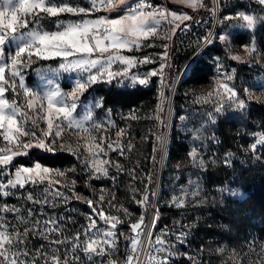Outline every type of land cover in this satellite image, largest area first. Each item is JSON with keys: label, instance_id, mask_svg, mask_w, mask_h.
I'll list each match as a JSON object with an SVG mask.
<instances>
[{"label": "rangeland", "instance_id": "obj_1", "mask_svg": "<svg viewBox=\"0 0 264 264\" xmlns=\"http://www.w3.org/2000/svg\"><path fill=\"white\" fill-rule=\"evenodd\" d=\"M132 1L134 0H130V3ZM18 2L19 0H11L9 4L8 0H0V10H3L6 6L11 8ZM154 2L160 3L161 6L159 8L167 9L169 19H171L170 13L173 11L177 12V14H187L192 17L190 21L183 22L181 28L184 25L191 26L194 20L202 21L203 19L202 26L204 28L201 30L202 34L199 40H189V43L193 46L191 55L182 64L171 83L168 84L167 80V68L169 67L164 68L162 76H154L157 78L158 102L155 110L149 115L146 114V111L140 109L131 108L124 110L105 107L102 104L101 96L95 93V89L102 85L117 84L122 86L124 83L136 84L137 82L132 81L130 76L116 77L112 81H107L106 79L98 81L91 84L80 94L77 101V109L73 111V118L81 123V127L69 126L67 121H63L61 136L57 137L55 143L58 149L61 148V145H66L74 150L73 152L61 151L72 154L80 161L81 172L87 185L91 188L94 198L78 191L74 178L75 172L70 171L73 169L72 166L53 168L41 163L45 167L64 171L66 175L64 177L49 175L44 182L28 183L23 188L19 186L15 189L10 186L7 188L0 187V209L10 207L18 210L0 212V216L3 217V220H0V225H3L0 227V231H5L6 229V234L13 238L11 245L6 244L3 249H0V251L4 252V255L0 256V261L7 262L9 256L18 252L27 241L66 239L74 245L77 244L76 235L79 232V243L84 245L86 240L84 229L89 223L87 218L93 216L92 209L84 202L85 199L96 202L97 212H103L108 217L115 216L122 223L115 230L116 249L114 251L106 249L103 256L93 255L90 260L88 255L82 250V247H78L76 248L75 257H79V259L74 258L73 260L76 264H101L107 254L118 253L124 236L131 232L130 225L138 222L142 215L144 216V224H148L152 218L157 216L161 206L172 208L179 214L178 217L170 219L174 235L169 249H172L174 254L182 257L183 255L186 257L191 256V254L195 256V254L188 251V242L190 239H194L192 230L200 224L215 220L212 215L213 210H216L218 206H224L228 199H242L245 196L241 189L232 186L230 183L207 186L204 176L209 162L212 164V162L216 161V157L212 158L209 154L212 150V145L215 143L214 141L217 139L218 121L235 120L241 123L249 108L247 100L264 103V88H262L264 86V48L259 43L257 34L260 26L264 23V5H261L257 0H225L224 4L220 0H209V12L207 15H202L201 11L206 8L207 0H201L205 7L197 10L188 8L186 5L174 3L173 0H154ZM53 3L57 5L68 3L71 6L88 9L85 0H58V2L54 1ZM126 8L127 5L122 6L110 14L103 9L78 15L63 13L58 17H49L47 14L42 13L40 25L43 30L55 31L57 30V20L68 22L81 19H97L101 16L117 18L126 14ZM238 13L253 15L257 18L253 29H247L246 26L242 25L245 22L237 15ZM225 16H232L233 19L224 22L223 18ZM174 26L169 24L167 20L162 21L157 26L156 35L142 41L140 48L121 50V55L133 58L145 52H150L153 55L151 60L148 59L150 61L148 64H137L134 68H130V75H137L143 78L148 72L159 69L161 63L170 65L173 44L180 45L181 33L185 34V31L181 29H177L176 33L173 34L171 29ZM34 27V25H29L30 29ZM220 34L228 35L229 40L227 43L219 41L218 36ZM210 35L215 42L205 43V37ZM238 35L245 38V41L238 42L236 38ZM186 40L182 42H186ZM165 44L168 45L169 52L167 61L162 60ZM4 48L5 62L10 63L9 55L14 54L16 40L10 38ZM213 48L220 52H216ZM246 48L253 49V51L248 52ZM206 52L212 53L213 74L206 83L189 85L183 88L180 114L177 115L175 106L177 87L188 75L194 58L204 56ZM235 55L241 56V61L233 60L232 57ZM98 56L99 53H93V58ZM34 61L29 67L22 70L26 86L30 89V94L35 93L42 97L46 91L55 88H59L66 93L71 91L78 79L82 81L87 79L88 74L82 72V70L64 71L60 69L59 64L62 62V58H51L48 60H35L34 58ZM234 63L239 64L241 71L238 72L236 70L237 67ZM43 69H49V71L45 72ZM112 70L122 71L123 66L117 62L112 65ZM5 75L6 79H8L10 72L6 70ZM228 75L233 77L231 81L227 80ZM18 79L15 90L11 88V80H9V86L6 88L4 98L19 110L17 113L18 122H23L26 127L31 128L33 126L32 120L35 119L39 125L36 129L37 132L41 128L46 130V121L41 118L43 111L40 110V101H37L35 110L29 109L27 104L30 97L24 95L23 90L19 89ZM220 83H229V86L235 88L239 98L245 102L243 110L237 109L235 103H226L223 113L215 114V107L219 106L220 103L217 93L223 91L218 86ZM161 92H164L163 98L160 95ZM97 102H99V107H97ZM44 104L46 107V101H44ZM158 105L163 108L162 112L157 111ZM6 111L10 112L11 109H6ZM21 112L25 115L21 116ZM89 113H91V119H84ZM133 114L136 115V119H132ZM209 114L212 115L210 116ZM157 115L161 117L163 123L156 119ZM181 116L186 117V119L181 121ZM213 119L215 123L212 122ZM174 121H176L175 130L178 138L186 142L188 153L193 147L197 149V162L194 163L192 157L188 155V160L183 163H176L167 172L166 179L163 181L162 175L171 145L170 131ZM97 124L101 125L99 129L95 127ZM121 129L124 130V133L118 136L117 134ZM161 134L166 135L168 142L165 151H159V161L155 166L156 151L154 149H158L156 136ZM197 134L200 136L199 140L194 139ZM249 136L254 137V141L249 146V149L253 150L252 145L264 136V132L256 130L250 132ZM90 137L95 139H90ZM28 139L30 137L25 138L23 142H28ZM109 143L113 145V149L117 150L109 149L107 146ZM118 144L119 148H117ZM149 144L152 148L151 152L147 153ZM89 145L92 146L93 151L96 150V145H99L104 151L93 157L92 152L89 151ZM7 147L15 148L14 145H8L3 140V137L0 136V148ZM104 153H107V155ZM143 157L144 159L141 160ZM217 157V159L220 158L217 160L218 162L226 164L225 158L227 157L230 161L231 154L224 153ZM16 158L7 168L0 166V185H7L9 179H15L16 168L21 166L32 167L38 162L32 161L29 165L17 164L15 163ZM92 159L110 161L107 166L109 171L107 177L95 179L92 176L91 168H86L81 163V161H90ZM201 159L204 161V167L199 166L198 162ZM116 165H120V168L118 169ZM154 166L157 170V178L153 189H151V172ZM72 181H75V185L69 191L64 185H71ZM94 181H97L98 184ZM46 188L48 189L47 192L45 191ZM4 191L12 194L4 196ZM57 191L63 192L69 199L65 201L63 197H54V193ZM150 191L156 193V195L153 196L151 202L148 200L147 207L136 203L137 200L142 199L145 195L149 196ZM73 192L81 199H76L73 196ZM193 193L197 194L193 195ZM29 195L33 197L32 200L28 199ZM101 196L104 197L103 201L100 199ZM173 196L177 197L176 203L183 199L184 205L177 208L175 203H173ZM34 201H39V203ZM53 203H55V206H53ZM134 207L139 211L135 210ZM125 208L131 215H125L123 211ZM30 212L31 215H29ZM173 213L175 212L173 211ZM209 217L211 219H208ZM93 218L97 221L98 228L108 230L109 226L105 225L98 215L93 216ZM52 219L57 221L56 231H50L54 227L51 223ZM67 230H69L68 233L66 232ZM41 233L44 235H41ZM45 236H47V239L44 238ZM213 242L212 249L209 247L203 249L205 250L204 254L205 252H213L217 260L222 261L224 264H264V236H259L254 231H250L249 235L240 240L238 249H235V246H231V248L226 243Z\"/></svg>", "mask_w": 264, "mask_h": 264}, {"label": "snow or ice", "instance_id": "obj_2", "mask_svg": "<svg viewBox=\"0 0 264 264\" xmlns=\"http://www.w3.org/2000/svg\"><path fill=\"white\" fill-rule=\"evenodd\" d=\"M91 9H85L84 7L71 6L68 3L62 5H57L52 2V0H19V2L9 8L4 7L0 10V136L3 140L7 142L8 145H14L13 147L0 148V166L7 168L12 164L14 158L20 156H27L30 150H41L42 153H57L61 150H67L73 152L74 150L66 145H61V148L56 147V139L61 136V131L63 130V121H67L69 126L75 125L76 127H81V123L74 120L73 111L77 109V101L79 100L80 94H82L87 87L98 81L107 80L112 81L116 77L130 76L132 81L137 82L141 85L148 84L150 78L161 75L165 67H170L166 63H161L160 68L148 72L143 78L137 75H130L129 69L134 68L137 64H148L150 61L145 58L143 60H137L136 58L121 55V50L140 48L142 46V41L146 40L148 37L154 36L157 33V26L161 24L162 21L167 20L169 24L175 25L171 31L173 34L176 33L177 29L186 31L190 25H181L185 21H190L192 17L187 14H177L173 11L170 13L171 19H169V14L167 9L155 8L146 10V4L144 0H137L135 6H132L130 0H90ZM174 3L186 5L188 8L197 10L199 8L205 7L201 0H173ZM261 5H264V0H258ZM11 3V0H8ZM127 5L126 14L118 16L117 18H109V16H101L97 19H81L79 21H60L57 20V30L47 31L43 30L40 25L41 14H47L49 17H58L63 13H70L74 15L87 14L89 12H95L100 9L105 10L107 13L118 10L120 7ZM151 7V6H147ZM245 22L244 26L247 29H253L257 18L253 15H247L244 13L237 14ZM31 17V19H29ZM232 16H225L223 21L232 20ZM29 25H34V28H29ZM14 38L16 40V48L14 54L9 55L10 63L5 62V44L10 39ZM219 41L227 43L229 37L227 34H220L218 36ZM215 42L211 35L205 37V43ZM199 47V45H198ZM164 52L162 54V60L167 61L169 58L168 45H164ZM246 51L251 52L253 49L246 48ZM93 53H99L97 58H93ZM26 57V59H25ZM35 60L44 59L48 60L51 58H62V62L59 64V68L64 71L69 70H82V72L87 73V79L82 81L78 79L71 91L62 92L59 88H55L50 91H46L43 96H38L35 93L30 94V89L26 86L25 78L23 75V69L29 67ZM235 61H241V56L235 55L232 57ZM119 62L123 66L122 71H113L112 65ZM6 70L10 72V77L6 79ZM39 71V70H38ZM47 72L49 69H43ZM233 71H235L233 69ZM23 90L24 95L29 96L28 108L36 109L37 101H40V110L43 111V116L41 117L46 121L47 129L41 128L37 132V121L32 120V127H26L25 123L18 122L17 113L18 109L10 104L7 99L4 98V93L7 86H9V80H11V88L13 90L17 87ZM233 77L231 75L227 76V80L231 81ZM219 88L223 89L222 92L217 93L219 95V106L215 107V114H221L224 111V105L235 103L236 108L243 110L245 108V102L239 98L238 92L234 87L229 86V83H220ZM264 88V86H262ZM247 91V89H246ZM161 97H164V92H161ZM211 95V94H210ZM46 101V107L44 104ZM163 103V99H162ZM99 102H97V107H99ZM6 109H11L10 112ZM158 112H162L163 108L158 105ZM24 116V113H20ZM210 116L212 114H209ZM84 119H91V113H89ZM132 119H136V115L133 114ZM157 120L163 123V120L159 115L156 116ZM186 117L181 116L180 120L184 121ZM215 123V120H212ZM97 129L101 127L100 124L95 125ZM87 131V129H85ZM124 130L121 129L117 134L122 135ZM28 142H23L25 138H29ZM90 139H95L90 137ZM194 139L199 140V134L195 135ZM34 141V142H33ZM156 141L158 144V149L154 151H165L167 145V137L164 134L156 136ZM264 144V136L257 140L252 148H256L257 145ZM109 149H113V145L109 143ZM89 151L92 152L93 157L97 156L100 152H103V148L96 145V150L93 151L92 146L89 145ZM119 148V144L117 145ZM107 155V153H104ZM123 154V153H121ZM192 157L193 162L196 163V158L198 156L197 149L195 147L188 153ZM225 162L230 163L228 158H225ZM86 168L90 167L92 170V176L95 179H100L101 177H107L109 175L108 165L110 161L103 159H92L90 161H81ZM199 166L204 167V161L199 160ZM119 169L120 165H116ZM70 171H75L71 169ZM49 175H55L57 177H64L66 173L58 169H51L49 167L43 166L41 163L37 162L32 167H18L15 171V179H9L7 185H0V187L7 188L11 187L15 189L17 186L23 188L28 183H42L48 179ZM150 179V178H149ZM75 181H72L71 185H64L69 191L74 187ZM223 190V189H221ZM47 192L48 189L46 188ZM12 193L4 191V196H9ZM197 193H193L196 195ZM153 196L156 193H152ZM73 196L76 199H81L76 193L73 192ZM54 197H63L65 201L69 197L65 196L63 192L57 191L54 193ZM29 200H32L31 195L28 196ZM101 201L104 197L101 196ZM148 195H145L142 199L137 200L136 203L144 207L148 206ZM173 203L177 208L184 205V200L181 199L179 203H176L177 197L173 196ZM39 203V201H34ZM84 202L89 205L93 211V216L98 215L100 220L103 221L105 225H108V230H103L97 227V221L93 216H89L87 219L89 221L87 227L84 229V236L86 240L84 245L79 243L80 233L76 235L77 244L73 245V255H75V250L78 247H82V250L86 255H88L91 260L93 255L103 256L106 249L115 250L116 249V229L119 224L122 223L120 219L115 216L108 217L104 215L103 212L96 211V202L93 200L85 199ZM55 206V203H53ZM6 211H18L14 208L4 207L0 209V212ZM125 215H131L128 210L123 209ZM31 215V212L29 213ZM159 216L157 214L155 221L153 222V227L155 222L158 221ZM0 220L3 217L0 216ZM54 226L50 231H56L55 227L57 224L56 219L51 220ZM3 225H0L2 227ZM147 225L144 224V216L142 215L140 220L136 223L130 225L131 232L134 236L125 235V240H131V251L134 255L127 256L126 264H133V260L138 256L137 245L139 243V236L144 231ZM27 234V233H26ZM163 234V233H162ZM41 235H44L41 233ZM151 236L152 233L148 232ZM47 239V236L44 237ZM12 237L8 236L5 231H0V249H3L5 245L12 244ZM178 239H180L178 237ZM57 245L63 243V241H55ZM156 243L160 245L156 249L157 255L164 253L166 248L164 247L163 240H157ZM152 245L149 244V248ZM4 252L0 251V256H3ZM19 255V254H14ZM79 259V257H75ZM54 264H60V257H53ZM0 264H6L4 261H0ZM13 264H18L17 261H13ZM63 264H70V262L65 259ZM137 264L139 261L137 260ZM149 264H165L164 259L151 258Z\"/></svg>", "mask_w": 264, "mask_h": 264}, {"label": "trees", "instance_id": "obj_3", "mask_svg": "<svg viewBox=\"0 0 264 264\" xmlns=\"http://www.w3.org/2000/svg\"><path fill=\"white\" fill-rule=\"evenodd\" d=\"M208 1L206 2V8L201 11L202 15H207L209 12L210 2ZM220 2L224 4L225 0H220ZM201 30H198V33L192 36L194 40H199L202 34ZM257 34L259 43L264 48V23L260 26ZM236 38L238 42L245 41L242 36L238 35ZM189 39L186 42H182L183 40L180 39L181 43L178 46L175 43L173 44L170 67L167 68L168 84L173 81L182 64L191 55L193 46L189 43ZM213 49L216 52H220L216 48ZM234 65L237 67L236 70L238 72L241 71L238 63H234ZM213 69L212 53L206 52L204 56L194 58L188 75L177 87L175 95L177 115L180 114L183 88L208 82L213 74ZM156 79V77H152L149 84L145 85L139 83L133 85L124 83L122 86L117 84L102 85L95 89V93L101 96L102 104L105 107L124 110L131 108L140 109L146 111V114L149 115L155 110L158 102ZM247 103L249 108L241 123L235 120L218 121L217 139L214 141L215 143L212 145V150L209 154L212 158L216 157V161L212 162V164L209 162L204 176L207 186L230 183L232 186L241 189L245 196L242 199H228L224 206H218L216 210H213L212 215L215 220L200 224L192 230L194 239L189 240L188 251L195 254V256L191 254V256L183 257V263L224 264L222 261L217 260L213 252H205L204 254L205 250L203 249L205 247L212 249L213 241L219 244L226 243L229 247L235 246V249H238L240 240L249 235L250 231L256 232L259 236H264V144L257 145L253 150L249 149L251 142L254 141V137H250L249 133L256 130L264 132V103L254 100H247ZM175 123L176 121L172 124L170 131L171 145L162 175L163 181L166 179L167 172L176 163L186 162L189 158L187 144L183 139L178 138ZM151 148L149 144L147 153L151 152ZM224 153L231 154L229 164L217 161L220 159H217V156ZM143 159L144 157L141 158V160ZM32 161H38L53 168L72 166L75 169L74 178L78 191L94 198V194L81 172L80 161L72 154L63 151L50 154L42 153L41 150H30L29 155L15 159V163L25 165H29ZM158 161L159 151H156L155 166ZM155 166L151 172V189H153L157 178ZM94 182L98 184L97 181ZM148 197L149 202H151L153 199L152 191H150ZM134 209L139 211L135 207ZM160 209V211L158 210L160 224L172 226L170 219L178 217L179 214L166 206H161ZM208 219L211 218L209 217ZM68 231L66 232L68 233ZM59 240L63 241V243L57 245L54 242L57 241L55 239L27 241L14 254H19L23 257L33 256L37 261L42 262L44 259L47 263L50 261V256L59 255L67 257L70 264H76L73 260L77 250H75V255H73V250H70V246H73V244L66 239ZM124 247L120 245V249H124ZM201 250H203L201 252L203 254L200 253Z\"/></svg>", "mask_w": 264, "mask_h": 264}, {"label": "built area", "instance_id": "obj_4", "mask_svg": "<svg viewBox=\"0 0 264 264\" xmlns=\"http://www.w3.org/2000/svg\"><path fill=\"white\" fill-rule=\"evenodd\" d=\"M54 1L58 2V0H52V2ZM85 1L87 2L88 9H91L90 0H85ZM136 2L137 0L132 1L131 3L132 6H135ZM144 2L146 4V10L149 11L152 9V7L159 8L161 6L159 2H154L152 0H144ZM147 6H151V7H147ZM202 21L194 20L193 24L190 27H188L187 30L185 31V34L181 33L182 36L180 37V39L188 40V38H190L189 40H192L193 39L192 36L197 34L198 30L204 28V26H202L203 24ZM145 58L151 60L153 58V55L150 54V52H145L143 54L136 56L137 60H143ZM157 214L160 218V214L159 213ZM155 219L156 216L155 218H152L148 224L146 223L147 227L139 236V243L137 245L138 256H136V258L133 260V264H137V260L139 261V264H149V261L153 257H155L156 259H164L165 264H170V256H176V254H174V251H172V249L171 250L169 249L172 243V237L174 235L172 232L173 231L172 226H168L166 224H160V221L158 219V221L155 222V226L153 227L152 225ZM148 232H151L152 235L149 236ZM127 235L134 236L135 234L130 232ZM157 240H163L165 242L164 247L166 248V251L159 255H157L156 252V249L160 247V245L156 243ZM149 244L152 245L151 248H149ZM122 246H125L124 249H120L118 253L107 254L104 257L103 262H101V264H126L127 256L134 255L131 251V240L123 239ZM70 248H71L70 250H73V246H70ZM55 256H59V255L50 256V261L47 263L44 259L42 260V262L37 261L33 256L23 257L22 255L11 254L7 259L6 264H13V261H17L18 264H54L53 257ZM59 257H60V264H63V261L65 259L68 260L67 257H63V256H59ZM183 257L185 256L183 255ZM177 264H187V263H183V261H177Z\"/></svg>", "mask_w": 264, "mask_h": 264}, {"label": "bare ground", "instance_id": "obj_5", "mask_svg": "<svg viewBox=\"0 0 264 264\" xmlns=\"http://www.w3.org/2000/svg\"><path fill=\"white\" fill-rule=\"evenodd\" d=\"M182 256L176 254V256H170V264H177V261H182Z\"/></svg>", "mask_w": 264, "mask_h": 264}]
</instances>
